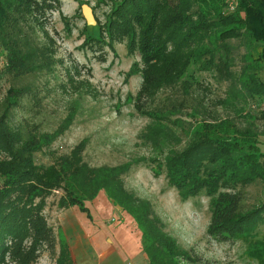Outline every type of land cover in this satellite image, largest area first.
<instances>
[{
  "label": "trees",
  "instance_id": "obj_1",
  "mask_svg": "<svg viewBox=\"0 0 264 264\" xmlns=\"http://www.w3.org/2000/svg\"><path fill=\"white\" fill-rule=\"evenodd\" d=\"M100 4L109 6L105 20L97 22L95 32H88L84 23L79 48L101 52L105 46L114 49L116 43H123L127 54L138 52L140 60L132 63L126 76L139 75L141 85L128 99L140 115L154 121L144 134L156 155L91 166L81 155L83 139L69 154L47 165L38 164L35 154L69 127L74 113L52 132H42L36 124L13 126L11 110L35 92L29 85L10 87L0 114V264H37L41 253L54 254L57 244L55 264H73L67 241L54 231L45 214L47 198L55 191L61 192L58 208L77 206L89 219L86 201L103 191L133 218L149 264H196L191 251L165 231L152 203L125 187L123 175L132 165L148 160L156 176L164 168L168 185L181 200L200 194L209 198L206 233L211 239L240 241L248 259L264 264V234L257 232L264 224V199L244 209L239 189L264 182L259 134L250 128L238 129L230 119L194 120L186 127L175 119L186 140L176 151L167 146L168 135L163 137L174 112H157L147 106L161 87L187 79L195 68L214 67L226 79L233 78L228 41L241 38L247 43L236 96L260 101L256 118L264 125V81L258 76L264 65V0H236L230 12L226 0H96ZM60 6V0H0V52L8 73L20 76L52 67L55 40L46 27L49 12L59 11ZM62 20L69 34L70 19L62 16ZM38 31L46 42L36 41ZM97 58L106 61L104 53ZM69 80L73 81L72 75Z\"/></svg>",
  "mask_w": 264,
  "mask_h": 264
},
{
  "label": "rangeland",
  "instance_id": "obj_2",
  "mask_svg": "<svg viewBox=\"0 0 264 264\" xmlns=\"http://www.w3.org/2000/svg\"><path fill=\"white\" fill-rule=\"evenodd\" d=\"M60 2L59 11L49 12L46 27L49 36L55 40L56 49L50 69H38L20 76L8 73L5 57L0 52V114L9 88L21 85L31 86L35 93L33 97L28 95L22 98L20 106L11 110L9 122L13 126L25 128L26 124H36L40 131L52 132L70 112L74 113L69 127L49 146L35 154L38 164L47 165L56 157L69 154L83 139H86V143L81 155L91 166L118 165L156 155L151 140L144 134L147 126L154 124V121L140 115L133 106V100L128 99L130 95L135 96L141 85L139 75L126 76L132 63L140 60L138 52L127 54L123 43H116L114 49L105 46L102 53L87 47L79 48L83 41L81 30L86 23L82 7L91 8L95 23L87 24V30L95 32L97 22L105 20L109 6L96 5V0ZM62 16L70 19L69 34L64 28ZM37 35V42L48 40L40 31ZM228 42L234 59L230 67L233 78L226 79L214 67L195 68L187 79L176 85L161 87L147 103L150 109L157 112H174L163 137L168 135L167 139L170 140L167 146L176 151L185 146L186 140L175 119L181 120L185 127L194 120L230 119L238 129L255 130L259 134L260 148L264 151V125L256 118L260 101L236 96L240 87L237 77L243 65L242 56L247 42L241 38ZM103 53L105 62L97 58L98 54ZM69 75L73 76V81L69 80ZM258 76L264 81V65ZM149 162L131 166L123 175L125 187L152 203L155 213L164 223L165 231L180 246L191 251L196 264H257L245 256L242 242L221 243L207 235L210 211L206 195L181 200L176 189L168 185L164 168L156 176ZM239 189L243 195L244 209L264 199V182L240 186ZM60 193L55 191L47 198L45 214L56 233L62 227L66 229L74 253L73 264H98L97 251L107 247L115 248V255H118L116 264H149L147 258H142V255L145 257L144 252L140 254L135 249L131 250L134 246L141 250V232L136 223L131 220L129 231L120 236L121 215L107 196L108 201H105L103 208H98L96 201L86 202L91 213V219H88L77 206L58 208L56 201ZM103 193L100 191L99 195ZM79 220L87 225L83 226V234L86 235L83 244L77 238ZM257 232L264 234V224L258 227ZM127 235L135 242L133 246H127L128 240L124 238ZM60 238L63 239L62 231ZM58 250V244L54 254L44 250L37 264H55Z\"/></svg>",
  "mask_w": 264,
  "mask_h": 264
},
{
  "label": "crops",
  "instance_id": "obj_3",
  "mask_svg": "<svg viewBox=\"0 0 264 264\" xmlns=\"http://www.w3.org/2000/svg\"><path fill=\"white\" fill-rule=\"evenodd\" d=\"M92 200L96 201V203H98V208H103L104 205H105V201H108L105 193H103L101 195H99V193H98L97 196L94 199H92ZM86 202H88V201H86ZM115 207L119 209V211H117V213H120V215H121V220H119L120 223L122 224V226H120V233H121L120 236L126 235L125 233H127V231H129L128 228L131 226V220H133V218L128 213L123 211L120 207H118V206H115ZM97 210H99V209H97ZM77 226L79 228V234H78L77 238L83 244V237L86 236L85 234H83L84 227L87 226V225L82 220H79L77 222ZM61 231L63 233V239L66 240L67 243H68L69 252H70L71 259H72L73 256H74V253H73L72 246L70 244L69 236L67 234L66 229L64 227H62L61 229H58V231H57L59 237L61 235ZM92 231L94 232V230H92ZM118 236L119 235L117 234V237ZM96 238H98V237H96ZM124 238L126 239V241L128 240V242H127V244H128L127 246L128 247H130V245L133 246V243L135 244V242L131 241L130 238H128V235L124 236ZM133 249H135L134 250L135 252L137 251L140 254L143 252L142 248H141V250H139L137 247L134 246L131 250H133ZM129 254H131V253H129ZM96 255H97V263L98 264H116V260L118 258V257H116L118 255H115V248L114 247H112V248L111 247H107V248H104V249L100 248L97 251ZM142 258L146 259V255H145V257H143V255H142Z\"/></svg>",
  "mask_w": 264,
  "mask_h": 264
},
{
  "label": "water",
  "instance_id": "obj_4",
  "mask_svg": "<svg viewBox=\"0 0 264 264\" xmlns=\"http://www.w3.org/2000/svg\"><path fill=\"white\" fill-rule=\"evenodd\" d=\"M82 10L85 14V18H86V23L87 24H94L95 23V19L91 13V8L88 6H83Z\"/></svg>",
  "mask_w": 264,
  "mask_h": 264
},
{
  "label": "built area",
  "instance_id": "obj_5",
  "mask_svg": "<svg viewBox=\"0 0 264 264\" xmlns=\"http://www.w3.org/2000/svg\"><path fill=\"white\" fill-rule=\"evenodd\" d=\"M227 1V11H233L236 8V0H226Z\"/></svg>",
  "mask_w": 264,
  "mask_h": 264
}]
</instances>
